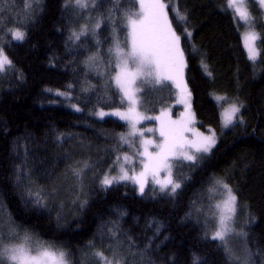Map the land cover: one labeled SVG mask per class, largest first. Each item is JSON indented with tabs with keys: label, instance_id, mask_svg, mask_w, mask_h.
Listing matches in <instances>:
<instances>
[{
	"label": "trees",
	"instance_id": "1",
	"mask_svg": "<svg viewBox=\"0 0 264 264\" xmlns=\"http://www.w3.org/2000/svg\"><path fill=\"white\" fill-rule=\"evenodd\" d=\"M27 3L0 0V44L12 61V67L0 73V203L4 213L11 214L14 227L46 244L55 242L68 253L71 264H99L91 253L100 250L110 256L108 249L117 240L122 241L125 264H193L194 257L202 264H242L208 233L214 202L208 188L218 180L236 196L237 224L247 234L242 237L243 246L236 249H247L248 258L264 264V22L255 3L249 12L258 33L257 67L245 53L229 0H175L187 16L179 23L167 5L168 17L181 35L197 127H221L215 95L242 105L237 120L216 137L209 153L194 164L183 162L182 169H174L185 177L175 194L159 192L150 184L144 194L130 182L107 189L101 185L103 174L109 168L113 172L120 161L117 157L127 151L119 141L127 126L119 118L93 114L122 110L124 104L115 86L105 87L108 66L100 64L97 70L85 64L97 51L96 40L90 35L69 40L89 12L73 15L64 0H39L30 9ZM110 7L109 0H98L91 15L107 16ZM123 7L131 5L124 2ZM106 24L98 30L102 54L111 43ZM17 28L25 32L23 41L11 37L9 29ZM147 96L143 109L149 117L175 99L170 87L154 98ZM179 111L175 107L173 115L178 117ZM83 162L91 171L83 195L86 203L62 213L48 199L46 208L32 202L35 197L28 196L27 188L34 193L44 190L47 196L48 189ZM112 221L121 229L115 237L110 235ZM129 241L133 242L131 253Z\"/></svg>",
	"mask_w": 264,
	"mask_h": 264
},
{
	"label": "snow or ice",
	"instance_id": "2",
	"mask_svg": "<svg viewBox=\"0 0 264 264\" xmlns=\"http://www.w3.org/2000/svg\"><path fill=\"white\" fill-rule=\"evenodd\" d=\"M109 2L111 7L107 10V16L94 18L90 10L97 8L98 0H64V7L71 8L73 15L77 11L79 13L89 12V15L84 17L86 22L80 24L78 30L74 28L71 31L69 40L80 41L82 37H88L89 35L96 40L97 51L87 57L85 64L89 67H99L100 64H106L109 71L105 87L115 86L120 94L121 103H127L125 111L117 108L112 112L100 110L93 114L101 119L112 115L126 121L129 131L127 134H120L119 139L122 143L129 144L131 147L133 145L129 143L130 138H140L136 152L137 156L143 158L140 173L138 175L129 174L130 170L124 165L130 163L131 158L124 155V163L119 164L118 174L110 175L112 169L109 168L103 174L100 183L107 189L114 183L131 181L133 184L138 185L139 192L144 194L150 175L153 184L158 185L161 192L175 194L181 188V182L185 177L175 173L174 169H182L185 161L194 164L202 158V154L210 152L216 144L215 133L213 132L210 135L196 133L197 139L195 140H186L184 136L192 123L189 103L191 93L188 92L183 81V69L186 65L184 51L181 47V35L177 34L176 29L173 27L172 20L169 19L166 11L167 5L163 0H109ZM124 2L130 4L131 7H123ZM32 3L39 4V0H32L31 3H27L26 7L30 9ZM259 3L264 6V0H259ZM234 5H236V14L241 19L248 20L250 13L246 9L245 0H241L239 5L236 4V0H229V6ZM118 13L119 15H117ZM173 13V19H176L177 23L187 20V16L181 14L178 7L173 9ZM102 24L110 25L111 37V43L104 54L99 51L103 42L98 38V30ZM183 31L188 37H191L192 34L187 28H184ZM9 32L12 39L16 41H23L25 38V32L19 28L9 29ZM254 38L251 35L244 37L249 59L253 60L258 55L251 43ZM2 39L3 37H0V40ZM3 48L4 45L0 44V73H3L6 67H12V61L5 54ZM105 55L107 59H105ZM204 67L207 71V65H204ZM98 75H104V73L98 72ZM172 85H175L176 89L179 90L180 98L178 102L184 104L188 109L184 119L171 120L164 112L160 116L154 117L141 114L139 108L141 104L146 102V99L142 96L146 90L157 91ZM58 95H64V93H58ZM218 99L220 98L218 97ZM72 107L78 112L82 110L77 105H72ZM240 107L242 105L233 103L224 110V128L234 124L238 118L237 114L240 112ZM146 119H154L160 122L158 129L159 142L144 137V131L153 132L154 129L148 128L142 131L138 128V124ZM150 149H154V151H150ZM119 160L120 157H117V161ZM88 167V163L83 162V166L73 168L72 173L78 180H81L84 170ZM132 171L134 172V169ZM161 172L166 174L164 179L159 178ZM20 175H23V173ZM216 183L227 191V199L224 201L226 211H221L218 217H214L216 230L213 231L211 239L219 241V247L231 254L227 247L228 238L234 235L246 236L247 234L236 232L234 227L236 196L226 183L222 181ZM26 191L29 197H35L32 201L34 204L47 207L48 197L44 195V190L34 193L29 187ZM215 207L220 208V205H215ZM4 211V206L0 203V264H71L68 253L63 248L58 247L55 242L47 244L37 242L34 244L27 231L21 237L17 231L19 226L14 228L11 223L4 220ZM8 220L11 221L10 213ZM110 223L112 225L110 235L115 237L116 233L121 231L120 226L116 221ZM205 235L207 237V234ZM132 243L129 241L128 251L130 253ZM149 246L145 247V252ZM89 247L94 248L95 245L90 242ZM108 251L110 256H106L104 251L100 250L93 251L91 255L102 264H125L122 241L117 240ZM245 253L246 256L251 255L247 249H245ZM132 254L135 255V253ZM193 264H202V262L199 257H194ZM242 264H248L247 259L243 260Z\"/></svg>",
	"mask_w": 264,
	"mask_h": 264
},
{
	"label": "rangeland",
	"instance_id": "3",
	"mask_svg": "<svg viewBox=\"0 0 264 264\" xmlns=\"http://www.w3.org/2000/svg\"><path fill=\"white\" fill-rule=\"evenodd\" d=\"M252 1L255 3V6L259 9L261 17H262V20L264 22V6H262L259 3V0H245V5H246L247 11L249 12L250 5L252 4ZM28 2L31 3L32 0H28ZM240 2H241V0H236V4L237 5H239ZM165 4L166 5L170 4L173 9H174V7L176 8L175 0H171V1L168 0V2L165 3ZM235 6L236 5L232 6L231 9H232L235 17L237 18V21L240 24L241 39H242V43H243V46H244V49H245V52H246L248 58H249V54H248V51H247V49L245 47L244 37L246 35H251V36L255 37L252 40L251 43H252L253 48L258 53V55H257L256 59H254V60L253 59H249V60L251 61V63L253 65H256L257 62H258V59H259L258 33L256 32V30L254 29V27L252 25V20H251L252 17H251V15L249 16L248 20L241 19L235 12ZM86 16L87 15H85V17ZM97 16L98 15H96V17ZM80 23L81 24L85 23V19L80 21ZM95 68L97 70H99L98 67H95ZM184 79H185V68L183 69V81H184ZM165 89H167V87L163 88L162 90H157V91L146 90L142 94V96L145 98L146 94H147L148 96H151V98H154V97H156L157 94H159L160 92H162ZM170 89L173 90V93H174V96H175L174 101L171 102L170 104L164 106L162 109L159 110L158 113H156L154 115L152 114V117L160 116L161 113L164 112V113H167V115L171 118V120L178 121V120L184 119L185 116L187 115L188 109H186V106L184 104L178 102L179 98H180L179 90L176 89L175 85H172L170 87ZM187 90H188V92H190L188 87H187ZM218 97L220 99H218ZM215 100L217 101L218 104L220 103V104H223V105H232L233 103H235L232 100H229L224 95H215ZM189 103H190V111L192 113V123L189 125V130L184 133V136H185L186 140H195V139H197V136L195 135L196 133H202L203 135H210L211 133H213L214 131L211 130V129L202 130V129H199L197 127L195 115L193 113L192 106H191V96H190ZM220 104H219V107H220ZM175 107H179L180 108V111H179L180 114H179L178 117L173 115V110H174ZM126 108H127V103L125 102L124 103V107H123V109L121 111H125ZM112 111H114V110H109V111H105V112H112ZM139 111L141 112L142 115H146V116L147 115H151V114H147V113L144 112L143 104H141V106L139 108ZM109 116H112V115H109ZM113 117L119 118L117 116H113ZM220 119H221V130L225 131L230 126L228 128H224L223 127V110L222 109H221V113H220ZM124 122L126 123L127 129H126L125 133H123V134H127L128 131H129V127L127 125V122L126 121H124ZM159 127H160V122L157 121V120H154V119L142 120L138 124V128L140 130H142V131L146 130L148 128L154 129L155 131H153V132L144 131V137L153 139V140H155L157 142H159V140H160L159 131H158ZM119 141H120V139H119ZM139 142H140V138L139 137L130 138L129 143L133 145L131 147L129 146V144H125V143L121 142L123 145H125L127 147V151L122 153V156L120 157V161H119V163H117L118 165H116L115 166V170L113 172H111V173H113L112 175L118 174L119 164L124 163V161H123V156L124 155H128L131 158V162L124 165L126 168H128L130 170L129 174L130 175H133V174H137L138 175L140 173V171L142 170L141 160L143 158L136 155L137 148L139 147ZM140 150L142 151V149H140ZM150 151H154V149H150ZM206 154H202V156H204ZM185 163H189V162L185 161ZM81 166H83V165H81ZM132 169H134V172L132 171ZM165 175L166 174L164 172H161L160 175H159V178L160 179H164ZM90 178H91V171L88 168H86L84 170V174H83L81 180H78L73 175V173L70 170L68 175L63 180H61L56 186H54V187H52V188L47 190L48 202L51 204V206L54 205L56 208H58V210L61 211L62 213L73 212L75 210V208H77L78 206H81L83 204V202H84V199H83L84 191H85V188L88 185V181H89ZM217 181L218 180H215L210 185V187L208 188L209 194L212 197V199L214 200L213 204L210 207V212H209V216H210V218H209V220H210V229H209L210 236H212L213 231L216 230V220L214 219V217H218V215H219V213L221 211H226L224 209V201L227 199V191L224 190L223 188H221L216 183ZM123 182H130V184L132 183L131 181H121L119 183H123ZM114 184H117V183H114ZM148 184H150L152 187H154L159 192H161L159 190V186L153 184L152 178H151L150 175L148 177V182H147L146 186ZM135 187H136L137 192H139L138 185H136ZM215 205H220V208H216ZM235 209H236V207H235ZM4 220L6 222H8V223H11L12 227H14V224H13L12 220L9 221L8 217H6ZM237 223H238V220L235 217L234 227L236 229V232L239 233V232H241V229L239 228ZM17 231L19 232L21 237L24 235L23 231H19V230H17ZM21 232H23V233H21ZM5 234L7 235V232ZM242 237L243 236H235V235L234 236H230L228 238V243H227V247H228V249L230 250V253H231V254H229V256L231 258H233V260L238 261L240 263H242L243 260L248 258L246 256V254H245V251L243 249H240V250L236 249L237 246H240V245L243 246L241 244ZM31 238H32V241H33L34 244L38 242L35 239V237L31 236ZM99 264H102V262H99Z\"/></svg>",
	"mask_w": 264,
	"mask_h": 264
},
{
	"label": "bare ground",
	"instance_id": "4",
	"mask_svg": "<svg viewBox=\"0 0 264 264\" xmlns=\"http://www.w3.org/2000/svg\"><path fill=\"white\" fill-rule=\"evenodd\" d=\"M246 53V52H245ZM247 55V54H246ZM184 58L186 59V56H184ZM249 59V58H248ZM251 62V61H250ZM252 64V63H251ZM255 67H257L258 66V62H257V64L256 65H254ZM184 82L186 83V79H184ZM186 85H187V83H186ZM238 105V104H237ZM231 105H223V104H220V107H219V112L221 113V109L223 110V112H224V110L225 109H227V108H229ZM214 131V133H215V136L218 138V137H220L225 131L224 130H221V127L218 129V130H213ZM71 169H73V168H71ZM124 183V182H123ZM131 184H133V183H131ZM183 205V208L185 207V204H182ZM6 217H8V214H6V213H4V219L6 218ZM208 233L210 234V232H209V229H210V226H208ZM22 233V232H21ZM31 235V234H30ZM31 236H33V235H31ZM34 237V236H33ZM35 239L38 241V242H42V243H44L42 240H39V239H37L36 237H35ZM242 240V239H241ZM247 262H248V264H255L254 263V261H253V259L251 258H247Z\"/></svg>",
	"mask_w": 264,
	"mask_h": 264
}]
</instances>
